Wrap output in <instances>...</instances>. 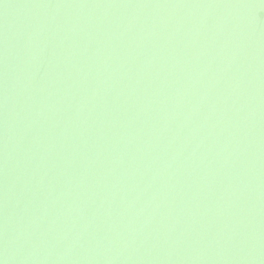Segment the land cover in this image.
<instances>
[{
	"label": "water",
	"instance_id": "water-1",
	"mask_svg": "<svg viewBox=\"0 0 264 264\" xmlns=\"http://www.w3.org/2000/svg\"><path fill=\"white\" fill-rule=\"evenodd\" d=\"M0 264H264V0H0Z\"/></svg>",
	"mask_w": 264,
	"mask_h": 264
}]
</instances>
